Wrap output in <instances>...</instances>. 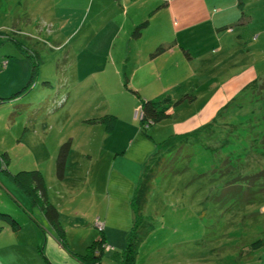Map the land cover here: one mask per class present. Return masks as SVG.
<instances>
[{
  "label": "rangeland",
  "instance_id": "rangeland-1",
  "mask_svg": "<svg viewBox=\"0 0 264 264\" xmlns=\"http://www.w3.org/2000/svg\"><path fill=\"white\" fill-rule=\"evenodd\" d=\"M89 9V4L81 6L77 0H0V97L28 83L36 64L29 90L0 104V157L8 152L10 174L33 166L49 174L59 140L71 137L66 170L77 173L73 179L77 189L61 194V184L53 186L46 180V191L63 208L66 226L83 232L94 226L95 232L86 235L96 237L95 222L102 221L95 220L101 210L93 203L104 198L109 170V164L103 170L105 153L117 144V150L135 144L140 132L152 149L131 191V224L123 239L118 232H109L110 239H121L122 245H111L103 233L107 246L102 264H118L135 221L134 190L149 159L153 158L150 167L161 153L169 162L162 165L140 215L145 233L136 246L134 264H264V92L260 88L264 80L255 86L250 80L264 72L261 47L239 46L219 67L190 63L189 79L183 76L163 87L154 83L162 71L152 65L145 68L149 53L127 48L142 45L140 40L129 42L124 27L94 18ZM145 32L163 34L154 24ZM238 86L242 87L234 89ZM162 90L179 103L170 106L169 117L145 128L140 123L141 98ZM43 106L50 115L45 132L46 112L32 117ZM13 111L20 114L10 119ZM106 114L115 117L114 129V125L106 129ZM89 117L106 121L88 122ZM31 120L36 123L34 131L24 132ZM190 131L194 132L186 141L176 136ZM88 151L101 154L91 167L89 160L94 158L88 159ZM2 168L0 162V176L14 185ZM5 197L0 188V198ZM73 198V205L87 218L66 216ZM109 222L117 221L111 217ZM67 239V248L74 252L73 239L68 235ZM259 241L262 245L254 247ZM87 246L78 245L79 253Z\"/></svg>",
  "mask_w": 264,
  "mask_h": 264
},
{
  "label": "crops",
  "instance_id": "crops-1",
  "mask_svg": "<svg viewBox=\"0 0 264 264\" xmlns=\"http://www.w3.org/2000/svg\"><path fill=\"white\" fill-rule=\"evenodd\" d=\"M77 1H79L81 6L89 4V12L94 18H101L102 21L112 27H124L123 35L127 36L129 42L130 40H135L134 42L140 40L139 42L142 45L136 46L135 43L130 48H127L138 54L149 53L146 56L147 63L145 68L152 65L162 71L160 80H155L154 83H162L163 87L168 81H180L183 76H189V79L192 75L189 68L190 63L198 62L200 67H206L207 65L213 67L221 66L224 59L232 57L235 49L242 45L247 50H251V45H258L261 47L259 51L264 54V0ZM144 21H147V23L141 29V33L138 36L132 35L133 29ZM153 24L158 30H162V35L160 33L152 36L147 35L145 31ZM156 24L164 25L163 29H160L161 26ZM119 34V32L116 33V35ZM158 47H161L162 50L159 53H155ZM249 56L250 54H248ZM6 62L4 61L3 63L6 64ZM261 63L264 62L261 60ZM163 72L166 74L163 75ZM251 79L253 80V86H255L259 80H264V72L259 78L253 77ZM246 85L248 84L246 83ZM241 87L238 86L234 89L239 90ZM159 94H167V91L162 90L158 94L147 95L146 97H155ZM180 99L183 100L184 98L180 97ZM66 103L67 100L60 111L63 110ZM48 118L49 116L47 117V115L43 118V121L47 120V127ZM115 124L116 119L113 129ZM67 137L61 138L62 140L60 139L59 141L64 142L65 139H71V137ZM151 144L150 140L139 132L135 144L132 142L128 146L126 143L121 150H117L119 149V144H117L112 150L114 151V156L111 158L110 153L112 151L109 154L105 153L106 158L104 159L103 170L106 169L108 164L109 170L102 194L104 198L93 204L97 205L101 210L100 215H96L95 220L102 221L103 233L106 235L107 240H110L109 243L111 245L122 244L120 242L121 239H110L109 232L112 230L118 232L123 239L129 229V223L131 224L129 200L136 183L135 179L137 175L139 177L142 165L147 159V151L152 149ZM58 148L53 153V156L50 157L51 165L50 168H47L49 169V174L45 172V168H39V166L27 169H37L42 173L45 181V197L58 209V218L65 231V241L68 235L70 240L73 239L71 244L76 245L77 250L73 249L74 252H72L70 250L72 248L65 249L62 246L58 240L57 233L39 205L33 204L23 188L11 178L10 171L6 168L9 160L7 165L3 164L1 156L2 171L15 184L12 185L0 176V188L8 195V197L0 198V212L9 214L11 218L19 223L20 228L17 231H13L8 223L0 219V264H82L72 254H81L82 252L79 250L78 245H89L97 238L98 235L95 237V233L92 237L86 235L89 230L95 232L93 230L94 226L91 229L88 226L84 232L81 230L77 231V226H66L62 219L63 208L59 202L58 204L52 202L46 191L48 183L53 186L61 184V194L72 193L77 189H74L73 184V179L76 178L77 173L71 171L68 173L66 170L68 156L64 177L60 180L56 176L55 159ZM99 155L101 154L97 151H88V159L94 158V161L92 159L89 160L90 167ZM20 171L27 170H19L18 172ZM46 180H49L48 183H46ZM26 182H28L27 179ZM110 185L113 187L111 188ZM10 198L13 199L12 202ZM74 198L71 199L72 204L68 206L70 215L66 216L77 220L87 218L78 206L73 205ZM94 205L92 207H95ZM111 217H114L117 222L110 223L109 219ZM84 224L88 225L89 222L85 220ZM87 239L90 240L87 241ZM82 240L85 241L80 243ZM67 245L70 244L67 243Z\"/></svg>",
  "mask_w": 264,
  "mask_h": 264
},
{
  "label": "trees",
  "instance_id": "trees-1",
  "mask_svg": "<svg viewBox=\"0 0 264 264\" xmlns=\"http://www.w3.org/2000/svg\"><path fill=\"white\" fill-rule=\"evenodd\" d=\"M147 23V21H144L137 25L133 31L132 35L138 36L141 33V29L143 26ZM162 48L158 47L155 50V53L161 52ZM154 54V53H153ZM35 67L36 64H33L30 80L28 83H26L23 87H21L19 90L14 92L8 97L1 96L0 97V104L4 101H9L10 98H13L14 95L20 94V92L24 93L29 90L31 87V84L35 80ZM260 88L262 89V92H264V86L263 83L261 84ZM178 101H174L169 94H159L155 97H148V98H141V106H140V123L143 127L147 128L151 124L157 123L161 120H163L166 117L170 116L169 108L172 104H175ZM177 104V103H176ZM20 108H24L22 106L24 105H16ZM46 112L44 106L42 109H39L34 112L32 115L33 118H35L37 115H39L41 112ZM20 111H13V113L10 114L9 118H13L12 116H16ZM37 114V115H36ZM47 117L50 116L49 113L46 112ZM105 117L108 118L106 129L110 130L113 127L114 124V116L112 114H106ZM86 121L88 122H105L103 118H88ZM35 121L31 120L29 123L26 124L24 127L25 131H34L35 128ZM43 125V131L47 127V120H42ZM197 131V130H195ZM192 132H185V133H179L176 136H180V141H186L188 137L192 136ZM71 148V139H67L64 142H62L57 150V155L55 159V169H56V176L58 179H62L64 177V170H65V164L66 159L69 153V150ZM175 148V147H174ZM171 150H169L170 152ZM160 153V152H159ZM3 164L7 165L8 162V153L7 151L2 153L1 155ZM169 157L166 154H162L158 156V159L156 158L152 165L149 167V162L153 159H149L148 164L145 168V173L142 174L140 181L138 182L131 201V207L133 211V217L135 219L133 226L131 227L130 231L127 234L126 237V245L125 248L122 250L120 256L118 257V264H134V259L137 254L136 246L140 242L142 236L144 235L145 231L144 228H142V223L140 219V215L142 214V210L144 205L147 201L148 193L150 192L151 187L153 186V182L155 178L159 175L161 171L162 165L165 163L167 164V160ZM5 169V168H4ZM147 169V170H146ZM6 170V169H5ZM11 178L14 179V181L19 184L24 192L31 198V202L33 204H38L42 212L44 213L45 217L51 224V226L54 228V231L57 233L58 240L61 242L62 246L67 249V242L65 241V231L64 228L59 221L58 218V209L49 202L45 197V189H44V177L42 173L35 169V170H27V171H20L17 172L14 175H10ZM26 179L28 182H26ZM0 219L6 223L9 224V227L13 231H17L20 228L19 223L11 218L9 214L0 212ZM254 247H258L262 245V242L259 241L258 243L253 244ZM107 246V243L105 242V238L103 235V230L98 228V236L96 239H94L88 246L86 251L83 254H72L79 262L82 264H102V253L105 250Z\"/></svg>",
  "mask_w": 264,
  "mask_h": 264
},
{
  "label": "built area",
  "instance_id": "built-area-1",
  "mask_svg": "<svg viewBox=\"0 0 264 264\" xmlns=\"http://www.w3.org/2000/svg\"><path fill=\"white\" fill-rule=\"evenodd\" d=\"M96 226H98L99 229H102V225L98 222H95Z\"/></svg>",
  "mask_w": 264,
  "mask_h": 264
}]
</instances>
